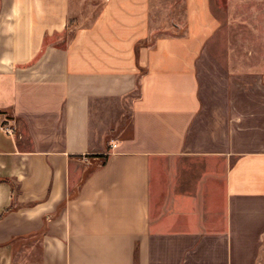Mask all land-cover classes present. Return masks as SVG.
<instances>
[{"label":"crops","instance_id":"obj_1","mask_svg":"<svg viewBox=\"0 0 264 264\" xmlns=\"http://www.w3.org/2000/svg\"><path fill=\"white\" fill-rule=\"evenodd\" d=\"M72 5L0 0V264H264V87L203 100L210 0Z\"/></svg>","mask_w":264,"mask_h":264},{"label":"rangeland","instance_id":"obj_2","mask_svg":"<svg viewBox=\"0 0 264 264\" xmlns=\"http://www.w3.org/2000/svg\"><path fill=\"white\" fill-rule=\"evenodd\" d=\"M103 1L72 0L76 23L87 25ZM210 5L218 28L198 68L202 98L205 102L223 101L235 89L242 101L247 100L245 88L264 87V0H210ZM152 8L158 22L164 24L170 17L175 23H185V0H152ZM126 115L125 134L131 128L130 115ZM197 127H201L200 120Z\"/></svg>","mask_w":264,"mask_h":264},{"label":"trees","instance_id":"obj_3","mask_svg":"<svg viewBox=\"0 0 264 264\" xmlns=\"http://www.w3.org/2000/svg\"><path fill=\"white\" fill-rule=\"evenodd\" d=\"M77 20H72L71 23H70V26H74V25H78L77 23ZM104 157V156H103ZM105 162V161H104ZM10 210H7L6 212H9Z\"/></svg>","mask_w":264,"mask_h":264},{"label":"built area","instance_id":"obj_4","mask_svg":"<svg viewBox=\"0 0 264 264\" xmlns=\"http://www.w3.org/2000/svg\"><path fill=\"white\" fill-rule=\"evenodd\" d=\"M5 129V128H4ZM6 131L10 132V129L6 128ZM115 145H112V147H114Z\"/></svg>","mask_w":264,"mask_h":264}]
</instances>
